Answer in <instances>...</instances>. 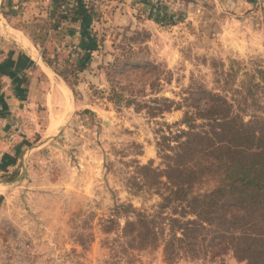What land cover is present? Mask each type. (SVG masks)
I'll return each mask as SVG.
<instances>
[{
	"label": "rangeland",
	"instance_id": "obj_1",
	"mask_svg": "<svg viewBox=\"0 0 264 264\" xmlns=\"http://www.w3.org/2000/svg\"><path fill=\"white\" fill-rule=\"evenodd\" d=\"M84 1L95 18L91 44L64 36L71 6L61 2L10 21L73 90L58 129L35 135L0 176V264H247L230 250L211 252L208 236L194 248L166 247V218L146 240L151 231L128 223L134 212L118 203L152 211L159 199L130 176L138 162L160 164L159 128L182 109L153 105L180 99L193 82L235 85L246 69L264 67V0ZM113 88L135 100H112Z\"/></svg>",
	"mask_w": 264,
	"mask_h": 264
},
{
	"label": "trees",
	"instance_id": "obj_2",
	"mask_svg": "<svg viewBox=\"0 0 264 264\" xmlns=\"http://www.w3.org/2000/svg\"><path fill=\"white\" fill-rule=\"evenodd\" d=\"M245 74L235 85L227 78L219 87L193 82L180 99L164 96L153 105L158 112L181 108L182 115L159 128L160 164L138 162L130 176L159 196L155 207L147 211L118 203L134 212L128 223L151 231L144 239H156L155 229H162L166 218L173 231L165 245L172 250L176 245L194 248L199 236H208L211 252L230 250L247 264H264V67ZM111 98L135 100L114 88ZM167 207L179 215L162 216Z\"/></svg>",
	"mask_w": 264,
	"mask_h": 264
},
{
	"label": "crops",
	"instance_id": "obj_3",
	"mask_svg": "<svg viewBox=\"0 0 264 264\" xmlns=\"http://www.w3.org/2000/svg\"><path fill=\"white\" fill-rule=\"evenodd\" d=\"M58 2L61 7L71 6L64 36L74 43L91 44L95 18L84 0H0V176L17 165L35 135L39 141L57 130L69 108L71 88L55 75L34 38L10 24L36 18L42 7L50 9ZM19 4L22 9L18 12L13 8ZM53 113L61 118L59 124L52 119ZM15 121L21 132L8 140Z\"/></svg>",
	"mask_w": 264,
	"mask_h": 264
},
{
	"label": "built area",
	"instance_id": "obj_4",
	"mask_svg": "<svg viewBox=\"0 0 264 264\" xmlns=\"http://www.w3.org/2000/svg\"><path fill=\"white\" fill-rule=\"evenodd\" d=\"M148 12V9H147ZM2 119V111L0 109V121ZM19 132H21V127L20 125L17 123V121L14 122V127L12 130H10V132L7 135V139L11 140L16 134H18Z\"/></svg>",
	"mask_w": 264,
	"mask_h": 264
},
{
	"label": "bare ground",
	"instance_id": "obj_5",
	"mask_svg": "<svg viewBox=\"0 0 264 264\" xmlns=\"http://www.w3.org/2000/svg\"><path fill=\"white\" fill-rule=\"evenodd\" d=\"M65 89H66V88H65ZM66 90H67V89H66ZM66 90H65V91H66ZM62 91H63V90H62ZM65 91H64V92H65ZM67 92H68V91H67ZM61 94H62V93H61ZM65 94H66V93H65ZM65 94H64V95H65ZM61 96H62V95H61ZM65 97H66V96H65ZM63 105H64V104H63ZM64 109H66L65 106H64ZM52 119L55 121L56 124H59V123L61 122V118H60L59 116H57L56 114H54V113L52 114Z\"/></svg>",
	"mask_w": 264,
	"mask_h": 264
}]
</instances>
